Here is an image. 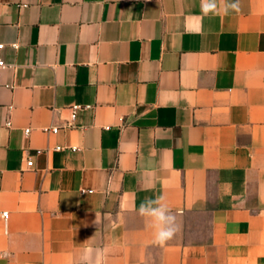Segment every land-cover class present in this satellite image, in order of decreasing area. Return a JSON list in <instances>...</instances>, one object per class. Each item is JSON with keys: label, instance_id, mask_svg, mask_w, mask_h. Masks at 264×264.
Listing matches in <instances>:
<instances>
[{"label": "crops", "instance_id": "obj_1", "mask_svg": "<svg viewBox=\"0 0 264 264\" xmlns=\"http://www.w3.org/2000/svg\"><path fill=\"white\" fill-rule=\"evenodd\" d=\"M0 44V264H264V0H0Z\"/></svg>", "mask_w": 264, "mask_h": 264}, {"label": "clouds", "instance_id": "obj_2", "mask_svg": "<svg viewBox=\"0 0 264 264\" xmlns=\"http://www.w3.org/2000/svg\"><path fill=\"white\" fill-rule=\"evenodd\" d=\"M239 11V0H201V12L204 15ZM138 212L150 221L153 229V243L164 246L172 240L178 229L176 217L172 214L165 197L158 195L155 198H146L139 205ZM99 223L98 219L96 221ZM112 251L108 247H85L80 255V264H107V258Z\"/></svg>", "mask_w": 264, "mask_h": 264}, {"label": "built area", "instance_id": "obj_3", "mask_svg": "<svg viewBox=\"0 0 264 264\" xmlns=\"http://www.w3.org/2000/svg\"><path fill=\"white\" fill-rule=\"evenodd\" d=\"M3 47H4V45H3V44H0V48H3ZM5 67H6V62H5V60H4L3 58L0 57V77H1L2 71H3V69H4ZM69 108H70V111H71V114H70V120H71V121H74V120L76 119V117H77L78 111H79L80 109H82V108H85V107H84L83 105H80V104H73V105H71ZM9 124H10V122L8 121V125H9ZM57 130H58V127H57V126H52V127H46V128H45V131H47V132H57ZM25 131H26L27 134H29L30 129L28 128V129H26ZM32 163H33V161H32V159H31V157H29V158H28V161H27L28 166H31ZM3 216H4L5 218H8V212H4V213H3Z\"/></svg>", "mask_w": 264, "mask_h": 264}]
</instances>
